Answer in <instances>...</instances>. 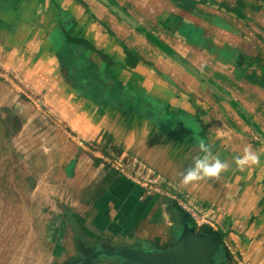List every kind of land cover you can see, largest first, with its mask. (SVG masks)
<instances>
[{
  "label": "flooded vegetation",
  "instance_id": "flooded-vegetation-1",
  "mask_svg": "<svg viewBox=\"0 0 264 264\" xmlns=\"http://www.w3.org/2000/svg\"><path fill=\"white\" fill-rule=\"evenodd\" d=\"M74 9L81 11L84 22ZM0 19L8 21L0 22V31L25 26L30 41L47 44L56 58L48 61L58 98L71 102L78 122L73 129L43 95L34 94L25 71H6L0 63V137L10 140L28 125L24 135L28 140L38 137L35 142L43 154L68 151L55 173L59 170L57 178L70 185L64 191L70 198L63 197L73 199L72 209L63 205L62 218L70 224V234L64 251L51 254L48 264H76L84 256L97 260L90 264H118L82 248L132 247L157 254L166 248L164 256L179 249L178 227L187 212L175 198L194 212L218 211L195 199L197 183H181L180 173L192 165L193 157L203 155L197 144L206 140L205 134L214 141L209 144L213 154L231 165L219 176L230 182L231 191L222 190V196L244 193L240 182L251 186L253 180L258 191H249L254 213L242 218L241 226L219 216L215 222L205 217L212 226L191 222L198 238L195 252L207 236L211 244L205 264H242L235 229L246 227L249 231L242 230L241 238L247 240L246 235L254 243L247 262L264 264V0H0ZM67 78L90 96L78 91L71 95L74 89ZM33 102L39 103L34 113ZM81 130L85 139L77 133ZM220 132L228 135L220 138ZM53 138L58 144L52 145ZM4 145L0 139V158ZM249 145L260 154V164L246 173L232 158ZM81 162L93 163L92 169ZM169 176L178 178L173 182ZM133 181L158 183L163 196ZM11 193L0 176V194ZM87 205L94 211L90 226L79 212ZM165 206L169 220L161 215ZM117 216L119 224L112 222ZM144 222L152 223L154 234L138 233ZM123 225L125 236L115 241L107 234ZM46 227L43 220L34 231L41 251L51 247Z\"/></svg>",
  "mask_w": 264,
  "mask_h": 264
},
{
  "label": "rangeland",
  "instance_id": "rangeland-1",
  "mask_svg": "<svg viewBox=\"0 0 264 264\" xmlns=\"http://www.w3.org/2000/svg\"><path fill=\"white\" fill-rule=\"evenodd\" d=\"M1 68V67H0ZM13 87V86H12ZM11 88V87H10ZM14 88V87H13ZM18 90V87L14 88ZM30 90L36 95H43L42 98L47 102L50 107L55 111L59 110L61 112V117L66 121L72 123L73 129H75L78 123L76 118L73 117V112L70 105L64 101H61L55 95V90L50 84L47 86L34 85L30 87ZM33 107L37 109L39 103H30ZM31 106V112L34 113V109ZM4 113H0L2 118ZM0 118V127L2 121ZM40 124L39 119L35 121V125ZM88 127L89 124H86ZM28 125L25 129H28ZM3 129V128H2ZM24 129V130H25ZM67 132L68 131L61 127ZM24 130L19 131V135L11 136L8 140L7 137H0L1 141H4L5 145L1 148L3 152L0 158V176L5 177V190L12 192L11 194H0V264H48L49 256L52 254L61 255L64 251L65 243L68 241L70 234V224L62 222L64 207L67 211H70L72 203V198L65 200L63 197L66 195V186L68 183L64 184L57 178V173L55 170L61 167L64 163V156L68 154V151H58L51 150L48 155L41 152L40 146L35 142L37 138L31 137L28 140L24 135ZM79 136L85 139L86 132L81 130L78 131ZM51 134L49 135V137ZM66 136V135H64ZM71 137V136H70ZM69 137V138H70ZM74 140V139H73ZM76 144L78 142L74 141ZM58 144L56 139H52V145ZM45 146V145H44ZM6 149L7 152H6ZM32 152L30 158L28 153ZM86 157L90 158L89 151L86 150ZM56 154V155H55ZM81 165L85 166L86 169H92V164L86 165L81 162ZM109 168H117L115 164L111 166L107 162L104 163ZM61 170V169H60ZM29 176L30 181L34 180V185L30 186L27 180ZM134 182V181H133ZM136 186H139L147 191L163 194L162 189L159 187L160 184H145V182H134ZM67 196V195H66ZM163 196V195H162ZM171 196H174L172 194ZM29 197V198H28ZM69 197V196H67ZM70 198V197H69ZM175 202L181 206V204H186L184 200L175 198ZM30 200V205H29ZM84 203L87 202L83 201ZM41 205V207H40ZM87 205V209L80 211V215L85 218L84 221L87 222L93 219L94 211L91 210ZM149 216V215H148ZM45 220L47 227L44 230L46 244L51 245V247H44L46 249L39 250L36 242L37 236L35 234L36 227H41L42 221ZM112 222L118 223V216L112 219ZM140 231L138 233L153 232L155 233L154 226L152 223H143L140 225ZM124 227L120 228V231H113L109 229L110 236L115 239V241L121 236H125ZM147 228V230H146ZM160 230V231H159ZM157 229L159 234H163V229ZM128 233V232H127ZM148 234H146L147 236ZM148 236H151L149 233ZM124 238V237H122ZM237 250L240 253L238 256L242 260V264H252L248 263V258L251 257L254 247L250 245L254 244L249 239H239ZM122 243V242H121ZM125 245V244H124ZM56 247V250H55ZM152 251V250H150ZM251 259V258H250ZM257 259V258H256Z\"/></svg>",
  "mask_w": 264,
  "mask_h": 264
},
{
  "label": "crops",
  "instance_id": "crops-1",
  "mask_svg": "<svg viewBox=\"0 0 264 264\" xmlns=\"http://www.w3.org/2000/svg\"><path fill=\"white\" fill-rule=\"evenodd\" d=\"M4 1H9V0H4ZM68 3V2H67ZM76 10L75 15H76ZM80 19L84 22V16L81 14V11L78 9V13ZM1 23H6L8 22L7 20H2L0 19ZM93 29V28H92ZM98 33V29L95 30ZM29 28L25 26L21 27H16L11 29L10 32L8 30H1L0 34H3L0 40V63L5 66L6 71H17L21 69V71H25V65H30L35 62V54H32L33 51H41L39 52L40 55L45 54L43 50L45 49L46 51V45L47 44H42V43H35L33 41L29 40ZM36 35L34 36L35 38L39 39L37 36V32L35 33ZM99 34V33H98ZM100 36V34H99ZM3 40V41H2ZM5 42V44H3ZM30 43V44H29ZM45 46V48H44ZM44 48V49H43ZM47 55V53H46ZM49 57V55H48ZM205 133H203L204 135ZM191 136V135H190ZM206 140L204 141L206 144H211L214 141L211 140L209 134H205ZM198 141V139H197ZM254 166H249L246 167L244 170L247 173L248 169L253 168ZM169 178L172 179L174 182L178 177L175 176H169ZM226 183L225 180H223L221 177L215 178V179H209V180H202L197 182V191L199 192L198 195L194 194L195 199L200 201L201 203L206 204H211L214 208H216L217 215L212 213L204 214L202 211L197 210L196 213L200 215H204V217L207 218H212L213 221L215 222V217L216 221L219 219L218 216L220 217V221H223L225 218L231 219L232 222L231 224L235 226H241V219L244 217L249 216L250 214L254 213V207L255 203L253 202V199L248 196L249 191H258V181L252 182L251 186L247 185V181L245 183L240 182V191L244 190V193H239V194H233L232 197L225 199L222 196V190L226 189L228 192L231 191L230 189V182L227 181ZM260 191V190H259ZM254 197V196H253ZM251 200H250V199ZM196 205V202H195ZM199 211V212H198ZM212 214V215H211ZM213 224V223H211ZM238 234L236 235L235 241H239V238L243 237V234L241 233L242 230H248L246 227H239L235 229ZM245 237L248 239V237L245 235ZM243 238H241L242 240Z\"/></svg>",
  "mask_w": 264,
  "mask_h": 264
},
{
  "label": "water",
  "instance_id": "water-1",
  "mask_svg": "<svg viewBox=\"0 0 264 264\" xmlns=\"http://www.w3.org/2000/svg\"><path fill=\"white\" fill-rule=\"evenodd\" d=\"M107 6L110 7L112 10V6L107 3ZM117 14L121 15L119 12L116 11ZM45 48V46H44ZM43 48V49H44ZM43 52L45 54L40 55V51H33L32 54H35V62L30 65H25V72L27 73L25 77V82L27 83V80H30V85L33 87L36 85L41 86H47L50 84L52 88L55 90V95L59 96V91L57 89L56 83H55V77L50 75L49 73L53 71V66L51 65V62L48 61L49 58L51 60H56V58H51V53L49 47L46 46ZM47 53V55H46ZM49 55V57H48ZM56 62V61H55ZM59 63V62H58ZM21 73L24 71H21V69L17 70ZM67 80L71 83L73 92L70 93L71 95H78V92L81 94H84L86 96H90V94L86 93L84 90L78 89L77 84H75L72 80ZM78 91V92H77ZM70 105L72 108V104L70 101H64ZM79 113V112H78ZM80 114V113H79ZM186 217V221H180L181 226H179L178 232L180 233L177 240L180 242L178 243L179 249L175 250V252H171L169 250V255L164 256L167 254V249L165 248L163 251H161L159 254H157V251H149L147 252L145 249L139 250L138 248H132L127 247L125 249H112L110 246H107L105 249L102 247H95L93 249L86 250L84 248L81 249L82 252H88L91 256L95 257L98 256L99 258H106L108 260L114 261L118 264H205L206 261V255L204 254L206 250L210 249L211 240L209 237L205 236L203 238L204 244L200 243L198 241V245L200 246V250L198 252H195L196 244L195 239L198 238L194 237L195 234H193L191 220L187 213H184ZM182 216V215H181ZM176 220L179 221V215L175 214ZM181 220V219H180ZM192 230V232H191ZM207 237V238H206ZM177 241V242H178ZM176 243V242H175ZM219 248H221L219 246ZM223 249V248H221ZM149 254L150 256H148ZM147 255V256H146ZM141 259V260H140ZM88 260V261H87ZM92 262H97V260H90L88 256L82 257V259L78 260L76 264H90Z\"/></svg>",
  "mask_w": 264,
  "mask_h": 264
},
{
  "label": "clouds",
  "instance_id": "clouds-1",
  "mask_svg": "<svg viewBox=\"0 0 264 264\" xmlns=\"http://www.w3.org/2000/svg\"><path fill=\"white\" fill-rule=\"evenodd\" d=\"M227 135L225 132L218 133L220 138ZM197 150L203 155L193 157L192 165L180 173L181 183L184 186L195 187L199 181L218 178L222 172H226L231 166L227 161L221 160L218 155H214L211 147L203 140L198 142ZM232 162L243 171L246 167L259 165L260 154L253 151L250 145L245 146L243 154L234 156ZM161 215L165 220L170 219L166 206L161 210Z\"/></svg>",
  "mask_w": 264,
  "mask_h": 264
},
{
  "label": "built area",
  "instance_id": "built-area-1",
  "mask_svg": "<svg viewBox=\"0 0 264 264\" xmlns=\"http://www.w3.org/2000/svg\"><path fill=\"white\" fill-rule=\"evenodd\" d=\"M181 206L186 209L187 215L189 216L191 222H193L197 227L212 226L211 222H209L204 216L194 212L183 204H181Z\"/></svg>",
  "mask_w": 264,
  "mask_h": 264
}]
</instances>
